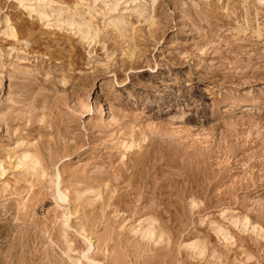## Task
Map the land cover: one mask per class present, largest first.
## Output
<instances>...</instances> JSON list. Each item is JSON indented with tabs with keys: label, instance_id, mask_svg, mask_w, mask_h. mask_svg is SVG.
<instances>
[{
	"label": "rangeland",
	"instance_id": "rangeland-1",
	"mask_svg": "<svg viewBox=\"0 0 264 264\" xmlns=\"http://www.w3.org/2000/svg\"><path fill=\"white\" fill-rule=\"evenodd\" d=\"M0 264H264V0H0Z\"/></svg>",
	"mask_w": 264,
	"mask_h": 264
},
{
	"label": "bare ground",
	"instance_id": "bare-ground-1",
	"mask_svg": "<svg viewBox=\"0 0 264 264\" xmlns=\"http://www.w3.org/2000/svg\"><path fill=\"white\" fill-rule=\"evenodd\" d=\"M86 32V31H85ZM97 35V34H96ZM89 36V35H88ZM94 41V40H93ZM40 160V159H39ZM33 166H34V163H33ZM32 168H34V167H32ZM59 181V180H58ZM57 187H58V185H57ZM59 191V190H58ZM59 194L61 195V198H60V200L63 198L62 197V195L63 194H61L60 192H59ZM60 195H58V197L60 196ZM64 196V195H63ZM65 198V197H64ZM66 202V201H65ZM71 216V215H70ZM151 232V231H150ZM151 234V233H150ZM224 237V236H223ZM160 238H161V236H160ZM226 240V239H225ZM192 246H195V244H192Z\"/></svg>",
	"mask_w": 264,
	"mask_h": 264
}]
</instances>
